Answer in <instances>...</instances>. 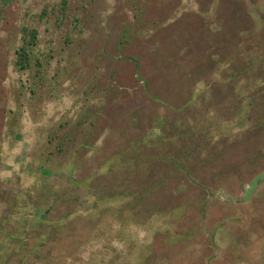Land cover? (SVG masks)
<instances>
[{"label":"rangeland","instance_id":"1","mask_svg":"<svg viewBox=\"0 0 264 264\" xmlns=\"http://www.w3.org/2000/svg\"><path fill=\"white\" fill-rule=\"evenodd\" d=\"M262 171L264 0H0V264H264Z\"/></svg>","mask_w":264,"mask_h":264},{"label":"trees","instance_id":"2","mask_svg":"<svg viewBox=\"0 0 264 264\" xmlns=\"http://www.w3.org/2000/svg\"><path fill=\"white\" fill-rule=\"evenodd\" d=\"M66 4L67 0H61L62 9H65ZM21 33V44L15 50V58L13 60L14 67L19 71L24 70L34 74H38L41 71L43 72L44 70L40 58L36 55V52L33 51L35 45H37V31L35 29L22 28ZM67 37L68 36L65 37L66 40ZM2 245L3 241L0 236V248Z\"/></svg>","mask_w":264,"mask_h":264},{"label":"water","instance_id":"3","mask_svg":"<svg viewBox=\"0 0 264 264\" xmlns=\"http://www.w3.org/2000/svg\"><path fill=\"white\" fill-rule=\"evenodd\" d=\"M264 178V171L258 173L257 175H255L252 180L250 181L248 188L244 194V199L247 200L250 196V194H252V192L254 191V189L256 188V186L261 183L262 179ZM229 198H233L231 195H227Z\"/></svg>","mask_w":264,"mask_h":264}]
</instances>
